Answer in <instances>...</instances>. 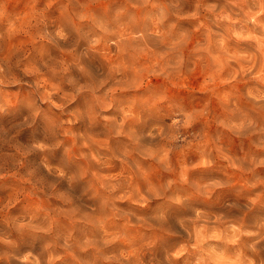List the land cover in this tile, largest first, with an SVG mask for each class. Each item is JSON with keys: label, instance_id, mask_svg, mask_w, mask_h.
<instances>
[{"label": "clouds", "instance_id": "clouds-1", "mask_svg": "<svg viewBox=\"0 0 264 264\" xmlns=\"http://www.w3.org/2000/svg\"><path fill=\"white\" fill-rule=\"evenodd\" d=\"M0 264H264V0H0Z\"/></svg>", "mask_w": 264, "mask_h": 264}]
</instances>
